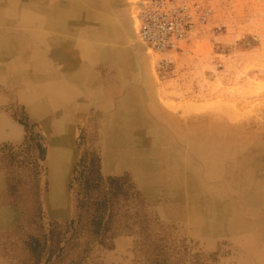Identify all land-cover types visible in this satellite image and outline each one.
Returning a JSON list of instances; mask_svg holds the SVG:
<instances>
[{"label":"rangeland","instance_id":"374dc122","mask_svg":"<svg viewBox=\"0 0 264 264\" xmlns=\"http://www.w3.org/2000/svg\"><path fill=\"white\" fill-rule=\"evenodd\" d=\"M5 1L16 0L0 2V41L5 44L19 33L27 37L29 30L50 37L39 45L43 51L39 57L66 85L77 89L70 105L79 110L70 116L62 138L44 120L42 107L34 109L37 97L22 96L14 86L0 83V114L9 119L7 128L0 129V264H262L257 252L246 249L234 233H222L220 228L204 231L187 216L206 199L204 185L191 188L185 178L174 179L175 184L166 178L146 182L134 164L106 160L105 130L112 127L108 129L104 122L122 110L127 89L137 94L142 89L153 108L148 111L152 120L181 137L175 153L200 159L204 153L197 143L202 137L225 136L245 141L246 156H255L258 149L264 157V0H181L192 29L176 46L163 49L143 44L138 33L139 3L134 0H100L106 1L104 8H79L82 18L68 15L67 26L47 29L19 19L14 22L6 13ZM17 2L29 12L67 4V0ZM83 18L90 19L86 25ZM103 18L109 20L107 29ZM82 44L94 46V55L84 51ZM126 66L131 75L115 92L96 97L94 91L102 84L113 85L116 73ZM58 107L48 114L54 122L71 112ZM145 131L146 138L153 139L149 129ZM56 145L72 155L61 210L48 203L52 183L46 161ZM128 154L133 157L134 150ZM83 163L93 166L92 175L81 173L90 188L105 180L111 190L105 206L111 227L95 240L76 231L75 225L81 202L71 191L72 181ZM260 166L256 177L264 179V160ZM221 180L208 177L206 184H221ZM223 198L221 215L228 218L236 197Z\"/></svg>","mask_w":264,"mask_h":264},{"label":"bare ground","instance_id":"6f19581e","mask_svg":"<svg viewBox=\"0 0 264 264\" xmlns=\"http://www.w3.org/2000/svg\"><path fill=\"white\" fill-rule=\"evenodd\" d=\"M105 2L106 1L101 2L100 0H67L66 5L58 8L53 7L51 11H49L50 9L48 10V8L40 7L34 12L27 11L23 5H19L20 3L17 2V0L13 2L5 1L3 6H5V4L9 6H6V13L8 12L10 19L14 22L19 19L27 22V25L34 26V24H39L47 29L67 26L65 17L68 15L73 16V14H76L75 16L79 15V18H77L78 16L76 17L77 19L82 18V15L79 14V8H85L86 11H90L89 8L92 6L104 8ZM136 3L138 2L134 0V4ZM0 13H2V9ZM3 15L6 16L5 12ZM86 15L88 14L84 13V16ZM75 16L73 17L75 18ZM104 18V28L107 29L109 20H105L106 18ZM86 19L90 20L89 18ZM86 19H84V24L87 22ZM79 27H77V29ZM74 30H76V27ZM27 35L28 36L25 37L19 33L17 37L14 36L15 38L5 42V44L0 41V78H3L0 80V83L6 82L9 86H14L22 96L26 95L29 97L34 95L37 97L35 103L33 102L34 109L42 107L41 114L44 120L54 127V132L56 134L59 133L63 138L64 133L68 131L67 126L70 116L77 109L79 110L78 107H75L76 105H70L73 103L74 93H76L77 89L68 84L67 85L70 87H67L66 83L60 78L61 76L56 72H52V68L49 67L48 62L44 61V59H42L43 57H39V55L43 54V51L39 49V47L42 46L39 45L46 41L49 42L48 39L50 37L48 38L47 35L41 36L38 31L36 32L35 30H29ZM51 37L54 38L53 36ZM88 46L89 47L83 45L84 51L88 49L91 54L94 55V46L91 47L92 45L89 44ZM28 50L31 51L27 52ZM45 51L46 49L44 52ZM114 57L120 64L122 63V58H120V56L116 55ZM50 59L54 61L52 58ZM130 75V68L126 66L121 68L120 73H116V82L113 85L102 84L95 90V88H93L95 86L94 84H88L91 86L90 89L92 88V91L95 90L96 97H106L111 94L110 92H115L124 79ZM89 77L92 78V76ZM83 83L81 85H83ZM127 91V98L122 110L119 112L117 111V114L104 122V125L107 126L108 129L112 127L109 131L105 130L104 141L106 140V160L110 163L119 165L128 163L134 164L139 177L146 182L154 183L159 179H162L161 181L163 182L165 178L166 181L167 179L168 181L171 179L173 181L174 179L175 181H177L176 179L180 181L179 179L185 178L191 188L200 189V186L204 185L206 199L199 206H196L191 213L187 210V216L190 214L192 222L202 227L204 231L218 232V228H220V232L222 233L225 231L234 233L240 241H242L244 247L247 246L246 249L253 253L257 252L262 264H264V179H258L256 177V171L260 164L263 163L264 157H261V153L258 149L255 156H252L251 153V156H246L243 153L246 147L245 141H239L233 137L205 136L197 143L198 149L204 153L200 156V159H196L192 153V156H189V158L187 154L186 158L181 152L175 153L174 146H177V143H180L181 139V137L175 133L176 131L174 130V132L171 130V132L168 133L166 129L162 128V122L160 123L157 119H155V122L152 120L149 112L153 111V108L146 102V98H144V94L141 92L142 89L140 90V94H137V91L135 92L133 90L130 91L127 89ZM75 97L77 96L75 95ZM74 104H76V102H74ZM55 106H62L64 111L70 109L71 112L66 113L67 115L63 120L54 122V120H51V115L48 116V114ZM62 107H60V109H62ZM55 109L58 110L57 108ZM60 112H62V110ZM5 122L6 120L0 116V129L4 130L6 128ZM168 127L172 129L169 123ZM145 128L149 129V132L153 134V139L146 138L145 133H148L145 131ZM65 141L63 140L62 142L65 143ZM135 143L142 144V148L137 149ZM192 145H194V142ZM63 148L59 149L57 145L56 147H52L51 150H49L46 161L48 162L52 183L48 203L51 208L56 210H61L64 206L65 194L63 191V183L67 176V170L70 165L69 161L72 156L67 149L63 150ZM132 150H134L135 153L133 157L131 154H128V152H132ZM229 160L231 162L230 166L227 164ZM159 168H163L164 171H161ZM81 170H83V166L79 168L77 166V171L75 173L76 177H73L74 179L72 181L73 185L71 191L76 197L84 193ZM157 170L159 171L157 172ZM227 175L231 178H228ZM208 177L222 178L221 184H206ZM226 177L228 179L227 181L225 179ZM175 181L173 182L174 184L176 183ZM110 191L109 184L106 183L105 180H101L99 188L93 192L94 196L90 202L92 203L96 199H100L97 198L98 195L101 196V199L104 197L110 201ZM194 193L197 194L195 191ZM228 196L236 197L232 205L233 212L230 217L222 218L221 212L224 209L223 197ZM85 208L78 210L81 217L75 222L77 227L76 231L79 230L82 235H88L93 240L102 238L106 235V232L104 233L102 229L98 231L95 230L91 222L92 214ZM106 220L107 216L104 217V221Z\"/></svg>","mask_w":264,"mask_h":264},{"label":"built area","instance_id":"2783aa9c","mask_svg":"<svg viewBox=\"0 0 264 264\" xmlns=\"http://www.w3.org/2000/svg\"><path fill=\"white\" fill-rule=\"evenodd\" d=\"M137 1L140 37L152 49L174 47L177 41L187 38L192 23L181 0Z\"/></svg>","mask_w":264,"mask_h":264},{"label":"trees","instance_id":"16d2710c","mask_svg":"<svg viewBox=\"0 0 264 264\" xmlns=\"http://www.w3.org/2000/svg\"><path fill=\"white\" fill-rule=\"evenodd\" d=\"M83 164H84V166H83L84 172L89 173L90 175H92L93 166L91 164H89V163H88L89 165L86 164V163H83ZM83 164H80V165H83ZM83 170H81V172ZM75 172H76V170H75ZM82 183H83L82 185H83V188H84V193L79 194L78 197H77L80 200V202H81V205H80L79 209H83V208L86 207L85 209L92 214L91 222H92L95 230L98 231V230L102 229L104 231V233L105 232L107 233L109 231V228L111 227V225L109 227V224H108L109 220H108V215H107V207L105 208V206L109 205V201L107 200V198L103 197L101 199V197H97V198H100V199H96L92 203L90 202V200L94 196L93 192L99 188L100 181L98 182V185H96L97 187L95 186V187H91V188L87 184L85 178L84 179L82 178ZM114 183H117V182H113L112 184H114ZM109 196L111 198V195H109ZM101 203H102V205H100ZM105 216H107V220L106 221H104V217ZM99 224H101L100 227H99Z\"/></svg>","mask_w":264,"mask_h":264},{"label":"water","instance_id":"95a60500","mask_svg":"<svg viewBox=\"0 0 264 264\" xmlns=\"http://www.w3.org/2000/svg\"><path fill=\"white\" fill-rule=\"evenodd\" d=\"M0 116H2L3 119L6 120V122H7V120L9 121V119H8L7 117H5L4 115H1V114H0ZM6 122H5V123H6ZM7 123H9V122H7ZM8 125H9V124H7V126H8ZM6 128H7V127H6ZM5 133H6V130H5ZM3 135H4V134H3ZM7 137H9V135H7Z\"/></svg>","mask_w":264,"mask_h":264}]
</instances>
